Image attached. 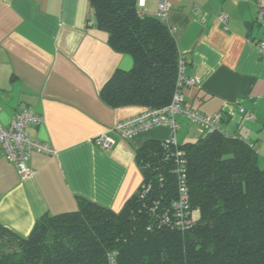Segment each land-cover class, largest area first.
Segmentation results:
<instances>
[{
	"label": "crops",
	"instance_id": "crops-1",
	"mask_svg": "<svg viewBox=\"0 0 264 264\" xmlns=\"http://www.w3.org/2000/svg\"><path fill=\"white\" fill-rule=\"evenodd\" d=\"M257 2L264 6V0L174 1L167 23L186 74L201 80L182 89L186 104L207 115L220 112L221 130L248 143L262 167L264 27L255 21ZM156 6L145 0L141 11L154 15ZM220 13L228 16L226 28ZM93 21L91 0H0V123L31 108L43 121L28 134L56 149L55 155L32 152L33 173L24 178L0 155V224L17 234L27 235L45 213L76 210L78 198L119 211L142 180L137 149L168 135L161 126L130 138L112 133L107 149L91 141L145 109L102 100L105 82L133 60L114 50ZM176 119L179 143L202 136L183 116Z\"/></svg>",
	"mask_w": 264,
	"mask_h": 264
},
{
	"label": "trees",
	"instance_id": "trees-1",
	"mask_svg": "<svg viewBox=\"0 0 264 264\" xmlns=\"http://www.w3.org/2000/svg\"><path fill=\"white\" fill-rule=\"evenodd\" d=\"M137 3L91 0L95 26L133 60L129 70L113 72L100 96L113 107H162L176 88L177 44ZM179 147L196 212L191 227H177L171 206L172 149L148 140L136 151L142 180L119 211L78 198L76 210L41 215L27 235L0 224V264H264V166L254 149L224 131Z\"/></svg>",
	"mask_w": 264,
	"mask_h": 264
},
{
	"label": "built area",
	"instance_id": "built-area-1",
	"mask_svg": "<svg viewBox=\"0 0 264 264\" xmlns=\"http://www.w3.org/2000/svg\"><path fill=\"white\" fill-rule=\"evenodd\" d=\"M145 0H138V7L144 6ZM174 1L180 0H157L155 16L166 24L169 31L173 34L175 28L167 23V17L173 6ZM255 21L264 27V6L257 2ZM217 19L226 28L228 16L225 13L217 15ZM264 46V40L260 43ZM197 76H189L185 72V59L178 51L177 76L175 90L169 103L162 107H147L140 113L116 121L109 129L98 133L92 137L91 141L102 149L111 147L114 143L112 133L121 138H130L133 135L156 127L165 126L169 129L166 138L162 139L164 148L170 147L172 150L167 156L173 157L175 166L173 172L177 179V197L172 201L171 206L177 216V227L181 230L191 227L196 218V212L190 210L188 191L186 184L185 152L179 147L177 141V131L179 122L176 117L183 116L187 121L195 124L201 134L211 131L221 132L220 112L211 115L204 114L196 109L189 107L182 93L184 87L195 86L200 83ZM253 114H248V119H253ZM43 121V116L31 108H24L17 112L8 125L0 123V155L10 161L16 168L21 178L32 175L33 170L27 165L29 155L34 152H41L55 155L56 149L50 144L31 137L27 128L31 125H39ZM227 137H232L226 134ZM142 195V193H141ZM112 261V258H111Z\"/></svg>",
	"mask_w": 264,
	"mask_h": 264
},
{
	"label": "rangeland",
	"instance_id": "rangeland-1",
	"mask_svg": "<svg viewBox=\"0 0 264 264\" xmlns=\"http://www.w3.org/2000/svg\"><path fill=\"white\" fill-rule=\"evenodd\" d=\"M186 142H190V141H186Z\"/></svg>",
	"mask_w": 264,
	"mask_h": 264
}]
</instances>
